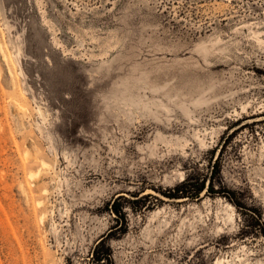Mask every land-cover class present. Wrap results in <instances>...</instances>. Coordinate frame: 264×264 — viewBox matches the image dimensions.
Returning a JSON list of instances; mask_svg holds the SVG:
<instances>
[{"label":"rangeland","instance_id":"obj_1","mask_svg":"<svg viewBox=\"0 0 264 264\" xmlns=\"http://www.w3.org/2000/svg\"><path fill=\"white\" fill-rule=\"evenodd\" d=\"M0 47V264H264V0H0ZM215 162L262 224L162 194Z\"/></svg>","mask_w":264,"mask_h":264},{"label":"trees","instance_id":"obj_2","mask_svg":"<svg viewBox=\"0 0 264 264\" xmlns=\"http://www.w3.org/2000/svg\"><path fill=\"white\" fill-rule=\"evenodd\" d=\"M217 165L216 162L213 164V167L211 169L210 175L208 176V183H206L205 178L199 179L196 177H191L187 175L182 181H180L178 184L174 185L173 187L168 189V192L163 191L162 194L168 198H180V197H189V198H194L199 196L200 192L205 190L206 193H222L230 202L233 203V205L238 209V210H243L248 215H250L257 224H262L261 220V211L259 208L255 206H248L238 200L235 197V191L229 188H226L223 186L221 183L220 188H215L213 185V179L214 175L217 172ZM133 195V194H132ZM134 196H137V194H134ZM120 199H126L124 195H118L117 197L107 201L105 203V208L115 216V220L121 221L124 224V227L120 229V232H124L126 230V227L128 225L127 222V217L125 214V211L123 209V206L125 201L122 203L119 202ZM158 199L156 198V202ZM156 202L153 204V206L156 204ZM139 209H142L145 207V205H140L138 206ZM133 209H136L132 207ZM92 258L96 262L100 261H107L111 262V250L109 248V245L106 244L105 237H102L99 239L94 248H93V253H92Z\"/></svg>","mask_w":264,"mask_h":264},{"label":"bare ground","instance_id":"obj_3","mask_svg":"<svg viewBox=\"0 0 264 264\" xmlns=\"http://www.w3.org/2000/svg\"><path fill=\"white\" fill-rule=\"evenodd\" d=\"M0 48H1V47H0ZM0 50H1V49H0ZM22 107H23V106H22ZM36 174H37V173H36ZM36 174L34 173V174H31V175L33 176V175H36ZM35 177H36V176H35Z\"/></svg>","mask_w":264,"mask_h":264}]
</instances>
